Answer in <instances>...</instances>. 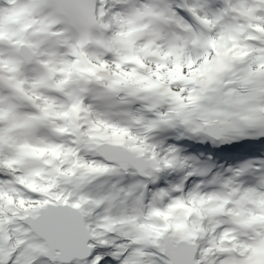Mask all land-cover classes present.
<instances>
[{"label": "snow or ice", "instance_id": "snow-or-ice-1", "mask_svg": "<svg viewBox=\"0 0 264 264\" xmlns=\"http://www.w3.org/2000/svg\"><path fill=\"white\" fill-rule=\"evenodd\" d=\"M0 264H264V0H0Z\"/></svg>", "mask_w": 264, "mask_h": 264}, {"label": "rangeland", "instance_id": "rangeland-1", "mask_svg": "<svg viewBox=\"0 0 264 264\" xmlns=\"http://www.w3.org/2000/svg\"><path fill=\"white\" fill-rule=\"evenodd\" d=\"M169 179H172V178H169Z\"/></svg>", "mask_w": 264, "mask_h": 264}]
</instances>
